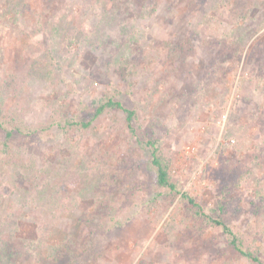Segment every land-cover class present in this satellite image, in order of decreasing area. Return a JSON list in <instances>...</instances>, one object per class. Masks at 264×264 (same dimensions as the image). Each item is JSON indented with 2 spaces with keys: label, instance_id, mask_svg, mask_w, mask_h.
Listing matches in <instances>:
<instances>
[{
  "label": "rangeland",
  "instance_id": "rangeland-1",
  "mask_svg": "<svg viewBox=\"0 0 264 264\" xmlns=\"http://www.w3.org/2000/svg\"><path fill=\"white\" fill-rule=\"evenodd\" d=\"M26 1L15 20L0 0V82L22 79L5 121L92 125L20 135L8 154L0 128V231L21 252L12 264H254L212 223L222 216L264 257V27L255 50L211 64L252 0ZM254 17L248 27L264 26V5ZM108 99L135 110V131L122 109L94 117ZM139 139L171 161L176 191L158 185ZM224 197L242 209L221 215Z\"/></svg>",
  "mask_w": 264,
  "mask_h": 264
},
{
  "label": "trees",
  "instance_id": "trees-1",
  "mask_svg": "<svg viewBox=\"0 0 264 264\" xmlns=\"http://www.w3.org/2000/svg\"><path fill=\"white\" fill-rule=\"evenodd\" d=\"M53 1V0H51ZM26 0H6V8L10 13H13L15 15V20L18 19V17L21 15L20 12H22L24 7L27 5ZM234 2V0H233ZM227 3L231 4V0H207V3L205 5V8H213L218 5H226ZM235 3V2H234ZM264 5V0H252L250 5L248 6L247 11L243 16H241L238 19V25L235 29H232L231 32L228 34H224V36L219 37L218 47L215 50V54L212 61V66L215 67V65L220 64V62H217L221 60V62L225 61L228 56L234 57L235 60L239 59L240 57H243L248 52H251V50H255V46H252L255 41L251 42L252 38L255 37L264 26H259L258 24H253L248 27V23L255 19L254 12L256 9ZM157 6H153L150 9L146 10L145 15H152L156 12ZM65 25V27L68 29L66 35L68 37L71 36L72 32L71 26ZM81 32L77 33V37L79 38L81 36ZM218 37H212V42L217 41ZM258 38V37H257ZM257 40V39H256ZM257 42V41H256ZM227 45L226 48L224 45ZM264 45L262 44L259 49L256 50L257 55H261L262 53V47ZM229 50L232 51V54L229 53ZM123 66L126 68L127 63L125 61H122ZM39 70V73L41 72V68H37ZM263 80H264V73H263ZM22 83V79L18 75H14L9 79L4 80L3 82H0V128L4 131V140H3V148L2 152L8 154L10 152L12 142L13 140L20 136V135H32V134H44L47 132H50L54 127L58 126L61 128L67 127H80V128H90L92 125V121H86L84 119L75 120L73 117H68L66 119L61 118L58 119L56 116L53 117L52 120L40 123L38 126H35L34 128L31 127L29 124H27L23 118L21 117H13L12 119H9L7 122L5 121V105L7 103L8 98L18 90ZM119 108L125 111L126 118H127V126L132 131H135L133 126V120L136 117V112L134 109L125 108L122 104V102L118 100L108 99L98 105V107L95 110L94 117L100 116L102 113H104L107 109H115ZM137 135V134H136ZM140 143H146L149 144L152 148V158L151 163L156 168V181L159 186L166 187L171 190H177V184L172 181L171 179V161L166 158L159 150V147L156 145V142L149 139V140H143L139 139ZM262 155H258V160L263 158ZM248 173H252L253 169L251 167L248 168ZM111 177V171L107 170L102 172L101 175L98 176L96 180L92 182V185L98 186L104 184L107 179ZM244 179L241 175L239 178L240 180ZM262 183V182H259ZM185 198L188 199L189 203L191 204V208L194 209L196 206H200L198 202H195L194 199L187 194L184 195ZM264 197V196H263ZM264 203V198L262 200ZM218 209L221 215L229 214L232 212V210L239 212L242 209V206L240 204H235L231 200H227L226 197H224V200L221 199L218 201ZM212 223L217 226L224 229L225 233L228 235L229 238V245L233 247L234 250L239 252L241 255L248 258L250 261H252L254 264H264V257L261 255L260 248L256 247L252 249L251 247H246V240L244 235H239L235 232V230L230 226V224L227 222V219L225 217H219L211 218ZM12 232L11 230H8V232ZM4 230L0 231V263L1 264H12L15 263L21 256V252L19 249H17L15 243L11 240H9L5 234ZM40 238L45 241V244L47 246H50V240L48 235H45L44 231H40L39 233ZM48 237V238H47ZM51 247V246H50Z\"/></svg>",
  "mask_w": 264,
  "mask_h": 264
}]
</instances>
